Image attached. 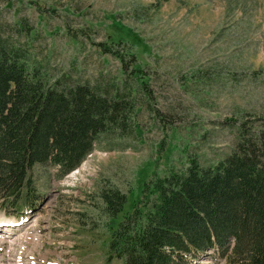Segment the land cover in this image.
Listing matches in <instances>:
<instances>
[{
	"label": "rangeland",
	"instance_id": "rangeland-1",
	"mask_svg": "<svg viewBox=\"0 0 264 264\" xmlns=\"http://www.w3.org/2000/svg\"><path fill=\"white\" fill-rule=\"evenodd\" d=\"M0 32L51 80L119 81L134 98L138 126L100 136L62 178L50 165L34 167L38 203L18 232H0V264H120L107 259L98 188L126 194L114 226L140 197L142 180L181 169L185 156L207 165L231 148L234 123L264 114V0H0ZM108 38L126 42L113 48L122 64L102 52ZM18 214L0 205V221ZM216 257L191 263L226 264Z\"/></svg>",
	"mask_w": 264,
	"mask_h": 264
},
{
	"label": "trees",
	"instance_id": "trees-1",
	"mask_svg": "<svg viewBox=\"0 0 264 264\" xmlns=\"http://www.w3.org/2000/svg\"><path fill=\"white\" fill-rule=\"evenodd\" d=\"M108 39L102 52L122 64L123 54L114 49L126 42ZM131 71L133 78L141 73L135 67ZM123 88L119 81L104 79L93 84L66 76L51 80L0 32V205L15 212L31 208L38 202L34 167L50 165L53 175L62 178L100 136L117 138L138 130L136 103ZM234 124V142L225 155L207 165L185 156L181 169L168 166L142 180L140 197L114 226L111 220L122 211L126 194L116 187L98 188L110 228L108 260L192 264L218 255L226 264H264V114Z\"/></svg>",
	"mask_w": 264,
	"mask_h": 264
},
{
	"label": "bare ground",
	"instance_id": "bare-ground-1",
	"mask_svg": "<svg viewBox=\"0 0 264 264\" xmlns=\"http://www.w3.org/2000/svg\"><path fill=\"white\" fill-rule=\"evenodd\" d=\"M7 230H9V228H6ZM13 244V243H12Z\"/></svg>",
	"mask_w": 264,
	"mask_h": 264
}]
</instances>
